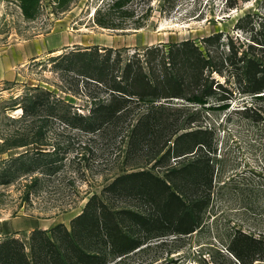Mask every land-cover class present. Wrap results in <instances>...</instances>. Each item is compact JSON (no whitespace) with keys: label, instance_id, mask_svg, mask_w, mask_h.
I'll return each mask as SVG.
<instances>
[{"label":"rangeland","instance_id":"rangeland-1","mask_svg":"<svg viewBox=\"0 0 264 264\" xmlns=\"http://www.w3.org/2000/svg\"><path fill=\"white\" fill-rule=\"evenodd\" d=\"M111 2L74 0L59 12L52 0H42L40 16L26 20L18 2L0 0V48L19 43L17 75L0 83V255L9 260L8 249L14 247V261L25 264L23 251L33 263L32 247L36 245L39 254L46 237L61 248L64 228L51 230L58 225L71 230L72 220L97 195L116 210L145 215L143 220L129 214L131 219L124 223L135 238L148 230L153 233L142 246L111 257L107 264H264L246 251L242 260L230 251L231 246L241 248L235 240L244 234L264 240V98L243 94L235 77L229 79L230 61L225 62L224 75L214 73L217 81L232 88L230 108L201 116V123L215 129V176L202 224L190 233L177 232L182 225L165 210L164 202L111 186L119 175L144 170L170 175L171 192L184 185L186 174L179 171L191 164L194 152L162 157L163 151L153 157L148 141L128 152V130L137 122L136 111L145 105L96 132L71 126L63 118L67 112L88 115L93 100H107L111 94L66 68L71 51L95 45L119 48L125 49V59L136 49L162 42L220 34L212 47L216 56L237 62L245 50L264 59V0H133L129 7L135 16L127 19L132 23L146 15L139 29L97 25L96 8H107ZM42 91L50 92V103L43 97L40 108H30L38 112L27 115V97ZM178 100L171 101L181 103ZM131 182L139 184L137 179Z\"/></svg>","mask_w":264,"mask_h":264},{"label":"trees","instance_id":"trees-1","mask_svg":"<svg viewBox=\"0 0 264 264\" xmlns=\"http://www.w3.org/2000/svg\"><path fill=\"white\" fill-rule=\"evenodd\" d=\"M15 1L26 20H35L40 16L42 0ZM73 1L52 0L54 9L59 12L66 11ZM132 1L112 0L107 8H96L95 23L111 29L144 27L143 18L146 15L134 18L132 23L127 19L135 16L129 7ZM220 37L217 34L201 40L162 42L142 50L136 49L125 59L121 57V52L125 49L101 48L98 45L79 48L67 55L66 68L75 70L87 82L111 91L107 100H93L94 106L88 115L72 116L67 112L68 116L63 117L67 124L87 132H96L111 122L130 117L136 107L145 105L143 111H136L137 122L128 130V152L138 151L146 141L151 145L153 157L163 151L162 157L172 154L177 157L194 152L191 164L179 171V174L183 171L186 175L184 185L178 188L177 193L169 191L168 183L172 182L170 175L162 177L146 170L119 175L111 184L120 191L149 194L164 202L165 210L172 217H178L182 225L177 231L179 233H190L199 228L203 214L211 203L215 176L211 154L216 152L215 129L201 123V116L205 111L230 108L232 93V88L217 81L214 73L224 75L225 62L230 61L228 64L233 70L229 79L231 76L235 77L243 94L253 95L256 99L264 98V59L245 50L237 62L231 60L233 57H224L223 54L216 56L212 47ZM113 54L116 56L113 57ZM232 55L237 58L238 52L234 51ZM234 86L240 90L237 85ZM50 95L49 91L30 94L27 100L31 107L25 105L24 112L27 115L36 114L38 111H31L30 108H40L45 100L50 103ZM45 96L47 98L43 101ZM90 96L96 98L94 93ZM175 98L181 103L171 101ZM163 99L173 104H167ZM248 109L249 106L246 105L245 110ZM133 179L139 181L137 186H132ZM7 182L9 181H4ZM152 183L155 187L152 186L151 189L149 185ZM189 183L191 187L186 190ZM129 214L134 215V218L146 219L144 214L131 209L116 210L94 195L83 212L72 220L71 230L64 225L51 230L54 233L64 228L66 239L61 247L64 252L46 237L39 247V254L36 245L32 247L33 263L27 261L23 251L21 256L25 264H107L111 257L125 255L153 237L151 230L143 237L135 238L131 235L124 227L126 220L131 219ZM235 241L241 244V248L231 246L230 251L241 260L245 251L255 259L264 260V240L244 234ZM8 251L9 260L0 255L1 264H23L21 260L19 263L14 261V247H10ZM43 257L46 259L45 263Z\"/></svg>","mask_w":264,"mask_h":264},{"label":"crops","instance_id":"crops-1","mask_svg":"<svg viewBox=\"0 0 264 264\" xmlns=\"http://www.w3.org/2000/svg\"><path fill=\"white\" fill-rule=\"evenodd\" d=\"M19 68V43L0 48V83L12 80ZM19 231V227L15 229Z\"/></svg>","mask_w":264,"mask_h":264}]
</instances>
